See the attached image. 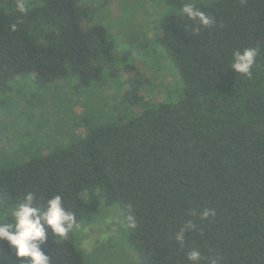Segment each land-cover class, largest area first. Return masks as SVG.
Wrapping results in <instances>:
<instances>
[{
	"label": "trees",
	"instance_id": "1",
	"mask_svg": "<svg viewBox=\"0 0 264 264\" xmlns=\"http://www.w3.org/2000/svg\"><path fill=\"white\" fill-rule=\"evenodd\" d=\"M197 5L215 26L192 34L190 21L168 13L152 32L181 83L169 101L145 98L129 52L115 56L87 0H0V113L1 96L19 75L32 74L39 88L74 79L88 89L124 74L126 86L121 114L53 151L0 167L1 211L29 191L42 201L61 194L77 223L91 222L101 202L116 204L140 264H189L192 249L200 264H264V0ZM246 46L260 49L251 79L229 66L233 50ZM204 209L215 215L200 219ZM187 221L196 229L179 244L174 234ZM44 251L51 264L83 261L72 232L49 235ZM4 255L27 264L0 241Z\"/></svg>",
	"mask_w": 264,
	"mask_h": 264
},
{
	"label": "rangeland",
	"instance_id": "2",
	"mask_svg": "<svg viewBox=\"0 0 264 264\" xmlns=\"http://www.w3.org/2000/svg\"><path fill=\"white\" fill-rule=\"evenodd\" d=\"M186 2L87 0L94 23L102 24L112 37L115 56L129 52L126 61L139 69L147 99L174 101L180 94L178 74L153 45L152 32L162 16ZM123 75H106L102 84L88 89H78L74 79L39 88L32 74L19 75L1 96L6 103L0 113V167L53 151L82 137L88 127L121 114ZM77 225L72 233L83 256L81 264H140L127 244L128 230L116 204L101 202L91 222ZM0 264H12L11 257L0 256Z\"/></svg>",
	"mask_w": 264,
	"mask_h": 264
},
{
	"label": "clouds",
	"instance_id": "3",
	"mask_svg": "<svg viewBox=\"0 0 264 264\" xmlns=\"http://www.w3.org/2000/svg\"><path fill=\"white\" fill-rule=\"evenodd\" d=\"M16 8L20 13L27 12L23 2L17 3ZM172 11L174 18L191 22L192 34L198 35L201 29L213 27L217 23L213 15L202 10L193 0H187ZM259 52L258 47L237 48L231 54L229 66L241 76L251 79ZM210 215H215L214 210L204 209L200 219H207ZM127 220L130 228L137 227L133 215H129ZM77 226L76 214L65 207L61 194L51 195L42 201L35 191H29L13 207L0 211V241L7 242L15 256L25 258L23 261H27V264H51L49 254L44 251L49 235L66 239ZM192 229H196V225L192 221L185 222L175 232L174 239L182 244L185 232ZM186 256L189 264H200L202 259L198 249L187 251ZM213 264L216 262L213 261Z\"/></svg>",
	"mask_w": 264,
	"mask_h": 264
}]
</instances>
